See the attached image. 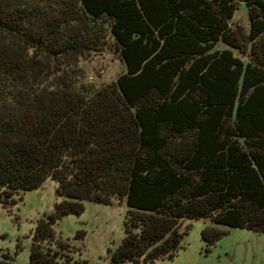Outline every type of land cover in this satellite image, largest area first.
I'll use <instances>...</instances> for the list:
<instances>
[{"label":"trees","instance_id":"1","mask_svg":"<svg viewBox=\"0 0 264 264\" xmlns=\"http://www.w3.org/2000/svg\"><path fill=\"white\" fill-rule=\"evenodd\" d=\"M109 41L125 70L86 88L77 61ZM47 178L28 264H86L53 228L85 201L126 205L112 264L173 258L181 219L210 222L207 249L213 225L264 233V0H0V205Z\"/></svg>","mask_w":264,"mask_h":264},{"label":"rangeland","instance_id":"2","mask_svg":"<svg viewBox=\"0 0 264 264\" xmlns=\"http://www.w3.org/2000/svg\"><path fill=\"white\" fill-rule=\"evenodd\" d=\"M231 22L248 31L249 20L243 5L235 11ZM219 47L224 45L219 44ZM235 54L240 55L237 51ZM76 70L81 84L98 88L115 80L125 67L109 41L103 48L79 57ZM55 186V182L47 178L38 188L19 192L22 201L16 205L10 208L0 205V251L13 255L17 264H28L31 231L39 217L53 211ZM84 206L82 214H67L53 228L63 239L80 247L86 264H112L108 250H113L124 236L126 205L115 200L108 205L85 201ZM207 226H212L208 220L181 219L178 230L183 237L176 254L171 259H157L153 264H264V233L213 225L222 234L207 249L201 235ZM77 232H83L84 236L75 239Z\"/></svg>","mask_w":264,"mask_h":264}]
</instances>
